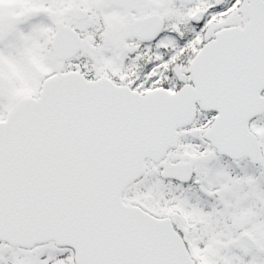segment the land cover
<instances>
[{"label":"snow or ice","instance_id":"6c2138e0","mask_svg":"<svg viewBox=\"0 0 264 264\" xmlns=\"http://www.w3.org/2000/svg\"><path fill=\"white\" fill-rule=\"evenodd\" d=\"M0 264H264V0H0Z\"/></svg>","mask_w":264,"mask_h":264}]
</instances>
